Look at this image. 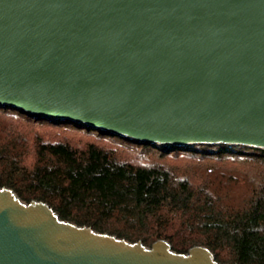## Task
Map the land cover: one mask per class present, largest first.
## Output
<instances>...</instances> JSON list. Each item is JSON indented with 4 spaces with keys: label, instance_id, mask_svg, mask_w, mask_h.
Segmentation results:
<instances>
[{
    "label": "water",
    "instance_id": "1",
    "mask_svg": "<svg viewBox=\"0 0 264 264\" xmlns=\"http://www.w3.org/2000/svg\"><path fill=\"white\" fill-rule=\"evenodd\" d=\"M0 105L140 142L264 149V0H0ZM0 264H225L0 188Z\"/></svg>",
    "mask_w": 264,
    "mask_h": 264
},
{
    "label": "trees",
    "instance_id": "2",
    "mask_svg": "<svg viewBox=\"0 0 264 264\" xmlns=\"http://www.w3.org/2000/svg\"><path fill=\"white\" fill-rule=\"evenodd\" d=\"M0 188L133 243L264 264L263 148L140 142L0 105Z\"/></svg>",
    "mask_w": 264,
    "mask_h": 264
}]
</instances>
